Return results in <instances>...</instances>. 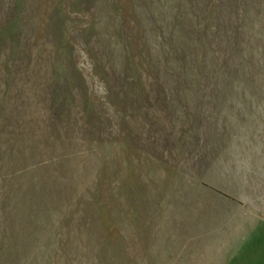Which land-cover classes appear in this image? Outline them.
Returning a JSON list of instances; mask_svg holds the SVG:
<instances>
[{"label": "rangeland", "instance_id": "rangeland-1", "mask_svg": "<svg viewBox=\"0 0 264 264\" xmlns=\"http://www.w3.org/2000/svg\"><path fill=\"white\" fill-rule=\"evenodd\" d=\"M0 264H264V0H0Z\"/></svg>", "mask_w": 264, "mask_h": 264}]
</instances>
